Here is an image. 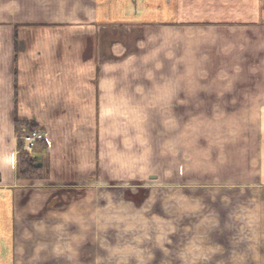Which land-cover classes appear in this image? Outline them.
I'll return each mask as SVG.
<instances>
[{"label":"crops","instance_id":"crops-1","mask_svg":"<svg viewBox=\"0 0 264 264\" xmlns=\"http://www.w3.org/2000/svg\"><path fill=\"white\" fill-rule=\"evenodd\" d=\"M138 1L0 0V264H140L139 240L101 255L99 190L142 179L218 192L208 249L231 222L223 263L264 264V0ZM19 121L39 179L18 177Z\"/></svg>","mask_w":264,"mask_h":264},{"label":"rangeland","instance_id":"rangeland-1","mask_svg":"<svg viewBox=\"0 0 264 264\" xmlns=\"http://www.w3.org/2000/svg\"><path fill=\"white\" fill-rule=\"evenodd\" d=\"M133 3L134 0H132ZM138 3H142V0H139ZM139 9L141 8L139 7ZM139 13L141 14V12ZM140 14L130 13L127 16L130 15L129 19L133 20L141 17ZM120 15L116 20H124L125 16L122 13ZM118 31L121 30L118 29ZM25 123L23 126L17 125L16 128L19 131L17 136L18 157L20 153H24V139L32 132H39L41 139L44 137L39 128L33 126L34 128L31 129L32 122ZM201 128L202 131H199L200 133L196 137V159L198 155H202V148L206 144L208 145V141L203 139V128ZM39 141L36 142L33 154ZM199 159L201 160V158ZM19 179L25 180L20 177ZM156 186L155 183H149L148 180L142 179V188L131 187L128 189L115 186L99 190V228L102 233L100 237L101 255H105L107 249H113L115 255L130 254V251H133L131 244H134L135 240H139L138 244L141 247L138 244L137 246L142 249V253L140 258L137 257V260H132L138 263L141 259L140 264H174L176 260L178 264H224L223 261L226 258L234 260V247L226 244L227 240L234 241L235 231L231 222H225L227 228L231 229L230 237H227V234L220 237L225 244L224 247H221L223 251L215 252L212 247L210 250L208 249L209 223L206 226L207 229L203 228V191L173 189L172 187L156 188ZM204 196H210L214 200L215 196H218V192L216 194L205 193ZM215 201L217 200L215 199ZM207 207L209 209V204ZM213 207L215 213L216 211L219 213L218 203H215ZM107 215H113V217L111 216L107 221ZM215 222L217 225H212L213 232H220L221 234L223 232L222 223L218 220ZM206 238L208 243L204 240Z\"/></svg>","mask_w":264,"mask_h":264},{"label":"trees","instance_id":"trees-1","mask_svg":"<svg viewBox=\"0 0 264 264\" xmlns=\"http://www.w3.org/2000/svg\"><path fill=\"white\" fill-rule=\"evenodd\" d=\"M25 124L26 123L22 121L18 122V126H23ZM31 126L32 129L35 125L32 123ZM41 143L42 142H38V145ZM18 174L20 178L29 180L39 179L42 177L39 165H37L36 161L32 160L29 155L24 153H20L18 157Z\"/></svg>","mask_w":264,"mask_h":264},{"label":"built area","instance_id":"built-area-1","mask_svg":"<svg viewBox=\"0 0 264 264\" xmlns=\"http://www.w3.org/2000/svg\"><path fill=\"white\" fill-rule=\"evenodd\" d=\"M39 135H40L39 132H32L28 137L24 139L23 151L24 153L30 155L31 159L34 158L33 150L36 146V142L41 139L39 138Z\"/></svg>","mask_w":264,"mask_h":264}]
</instances>
